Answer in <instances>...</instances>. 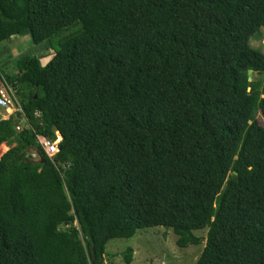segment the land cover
<instances>
[{
    "label": "trees",
    "instance_id": "trees-1",
    "mask_svg": "<svg viewBox=\"0 0 264 264\" xmlns=\"http://www.w3.org/2000/svg\"><path fill=\"white\" fill-rule=\"evenodd\" d=\"M262 29L264 0H0V43L54 54L0 59L22 109L0 120V264H98L151 228L208 230L197 264H264Z\"/></svg>",
    "mask_w": 264,
    "mask_h": 264
},
{
    "label": "rangeland",
    "instance_id": "rangeland-1",
    "mask_svg": "<svg viewBox=\"0 0 264 264\" xmlns=\"http://www.w3.org/2000/svg\"><path fill=\"white\" fill-rule=\"evenodd\" d=\"M253 49H259L264 52V29H262L252 39ZM1 63L10 61V68H14L16 62L24 56L44 57L42 65L46 66L54 57L49 51L44 49L43 45H35L31 37H12L8 41L0 43ZM46 56H49L46 58ZM0 63V66L2 65ZM1 68V67H0ZM9 71V70H8ZM13 72H16L13 70ZM258 81L264 82V75L253 74ZM4 76L0 75V83ZM13 111H5L0 107V120H8ZM258 123L264 127V117L257 115ZM23 122L20 128H24ZM29 127V126H26ZM10 150L7 145H0V159ZM36 157V155H34ZM208 230L196 231L195 234L203 239L202 246H190L187 249H181L177 245L178 237L172 230L165 228H151L139 230L137 235L129 240H112L106 248L104 264H126L124 255L128 249L134 250V260L132 264H197L199 257L206 244Z\"/></svg>",
    "mask_w": 264,
    "mask_h": 264
},
{
    "label": "built area",
    "instance_id": "built-area-1",
    "mask_svg": "<svg viewBox=\"0 0 264 264\" xmlns=\"http://www.w3.org/2000/svg\"><path fill=\"white\" fill-rule=\"evenodd\" d=\"M0 107L5 108V111L7 112L13 111L11 115L15 113H22L20 102L18 101L16 95V90L5 79H2L0 83ZM38 141L49 157H53L59 152V144L61 142L59 134L58 140L55 142L49 141L41 136L38 137Z\"/></svg>",
    "mask_w": 264,
    "mask_h": 264
},
{
    "label": "water",
    "instance_id": "water-1",
    "mask_svg": "<svg viewBox=\"0 0 264 264\" xmlns=\"http://www.w3.org/2000/svg\"><path fill=\"white\" fill-rule=\"evenodd\" d=\"M249 75L251 76L252 75V72H249ZM39 155V154H38ZM41 157V156H40ZM42 158V157H41ZM43 163V162H42ZM104 263V261L102 260L100 263H98V264H103ZM93 264H95L94 263V261H93Z\"/></svg>",
    "mask_w": 264,
    "mask_h": 264
},
{
    "label": "clouds",
    "instance_id": "clouds-1",
    "mask_svg": "<svg viewBox=\"0 0 264 264\" xmlns=\"http://www.w3.org/2000/svg\"><path fill=\"white\" fill-rule=\"evenodd\" d=\"M62 139V138H61Z\"/></svg>",
    "mask_w": 264,
    "mask_h": 264
}]
</instances>
